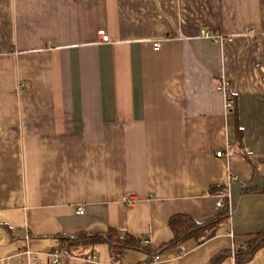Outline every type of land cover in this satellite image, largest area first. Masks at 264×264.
Here are the masks:
<instances>
[{"label":"crops","instance_id":"obj_1","mask_svg":"<svg viewBox=\"0 0 264 264\" xmlns=\"http://www.w3.org/2000/svg\"><path fill=\"white\" fill-rule=\"evenodd\" d=\"M262 159L264 0H0L1 264H29L25 250L55 264L59 236L110 227L142 248L104 242L60 264H208L224 250L235 264L264 229V192L245 191L264 185ZM216 186L229 228L165 246L171 216L217 213Z\"/></svg>","mask_w":264,"mask_h":264},{"label":"trees","instance_id":"obj_2","mask_svg":"<svg viewBox=\"0 0 264 264\" xmlns=\"http://www.w3.org/2000/svg\"><path fill=\"white\" fill-rule=\"evenodd\" d=\"M241 128L236 126L237 140L240 146L243 143V134H241ZM246 154V152H245ZM264 162V159L261 160ZM264 192V185L253 189H247L245 191ZM223 193L224 196L221 199V205H219L217 213L212 217L204 219L203 221H197L190 214L176 213L169 219L170 227L173 232L174 239L167 243L168 247H180L190 238L196 239L201 244L204 241L209 240L217 236L219 230L223 226L229 228L231 207L229 206V192L224 187H212L211 192ZM60 248L65 249L66 254L76 255L79 248H88L101 243H108L111 249H133L142 248L141 240L130 234H121L119 230L113 227L109 228L108 234L101 235H88L86 233H79L76 236H69L62 234L59 236ZM264 247V229L258 233L250 235L244 244H238L235 250V264H247L261 249ZM146 249V248H145ZM146 251L150 250L147 248ZM79 253V252H78ZM231 256V252L224 250L218 255L214 256L208 264H220L222 261Z\"/></svg>","mask_w":264,"mask_h":264},{"label":"built area","instance_id":"obj_3","mask_svg":"<svg viewBox=\"0 0 264 264\" xmlns=\"http://www.w3.org/2000/svg\"><path fill=\"white\" fill-rule=\"evenodd\" d=\"M98 34H99V36H100V38H101V40H103V41H108V35L106 34V32H105V30L104 29H101V30H99L98 31ZM202 34L204 35V36H207L208 38H213V39H215V40H218V41H221V42H223V41H225V40H231L232 39V37H224V36H221V35H216V34H212V33H209V32H207V31H205V30H202ZM161 45H162V43H161V41H156V42H154V48L155 49H159L160 47H161ZM218 89L221 91V92H223V94H224V98H225V106L227 107V108H232L233 107V103H234V99H233V97H232V95H231V92H229V83H228V81H226V80H224V79H222L221 80V82L219 83V85H218ZM218 155L219 156H221L222 155V152H218ZM231 178H234L235 179V177L232 175L231 176ZM224 196V195H223ZM139 200V197L138 196H136L135 194H133V193H131V194H128L125 198H124V202H125V204L126 205H128V206H131V205H134L137 201ZM218 206L219 205H221V200L220 201H218ZM78 212L80 213V214H83L84 212H83V208L81 207V206H79L78 207ZM147 243H149V239H147V240H145L144 241V244L145 245H147ZM66 254V251H65V249H59V248H55L53 251H52V253H51V255L53 256V262L55 263V264H60L61 263V259H62V256L63 255H65ZM23 255H24V257H26V258H28V261H29V264L31 263V262H34V256H32V254L28 251V250H25L24 252H23ZM87 256H82L80 259H83V260H86V261H89V262H91V261H93V255L92 254H86ZM158 260H160V255H156L155 257H154V259H153V261H158ZM1 260H0V264H1Z\"/></svg>","mask_w":264,"mask_h":264}]
</instances>
